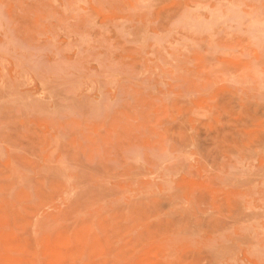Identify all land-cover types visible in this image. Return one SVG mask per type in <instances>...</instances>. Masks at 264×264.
Instances as JSON below:
<instances>
[{"label": "rangeland", "instance_id": "rangeland-1", "mask_svg": "<svg viewBox=\"0 0 264 264\" xmlns=\"http://www.w3.org/2000/svg\"><path fill=\"white\" fill-rule=\"evenodd\" d=\"M0 264H264V0H0Z\"/></svg>", "mask_w": 264, "mask_h": 264}]
</instances>
